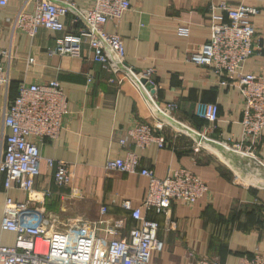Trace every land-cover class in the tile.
<instances>
[{
    "label": "crops",
    "instance_id": "crops-1",
    "mask_svg": "<svg viewBox=\"0 0 264 264\" xmlns=\"http://www.w3.org/2000/svg\"><path fill=\"white\" fill-rule=\"evenodd\" d=\"M55 1L71 2L79 9L93 4V0ZM129 1L131 9L107 29L122 37L125 62L136 73L105 69L92 59L88 43L81 57L52 54L62 32L40 28L32 36L17 29V13L34 11L35 0H10L0 7V51L6 52L1 62L11 77L8 86L0 87V136L9 132L3 127L5 108L21 83L58 80L69 95L70 110L57 139L34 138L44 160L33 191L24 194L14 189L11 194L19 201L30 199L33 207H41L49 220L59 223L79 217L98 219L105 206L108 218H127L128 229L133 222L124 205L142 204L149 179L107 165L110 159L135 151L142 166L160 178L172 169L185 168L208 185L196 203L177 201L167 214L149 215L160 223L159 236L166 245L186 257L178 264H198L188 258L189 251L222 264H240L255 256L264 259V129L258 139L244 141V150L237 149L235 144L243 139L240 89L221 86L207 66L190 59L210 40L214 17L226 15L221 5H248L259 12L251 17L256 49L244 72L264 77V0ZM76 16L62 17L67 32L77 33L82 25ZM148 69L154 70V85L139 77ZM199 102L218 105V122L197 116ZM169 103L177 108L169 110ZM139 123H163L157 132L165 137V147L156 143L136 147L127 131ZM49 157L68 163L73 174L70 185L55 183L45 160ZM5 199L1 178L0 241L14 245L15 233L1 229Z\"/></svg>",
    "mask_w": 264,
    "mask_h": 264
},
{
    "label": "built area",
    "instance_id": "built-area-1",
    "mask_svg": "<svg viewBox=\"0 0 264 264\" xmlns=\"http://www.w3.org/2000/svg\"><path fill=\"white\" fill-rule=\"evenodd\" d=\"M9 3L10 0H0V7ZM131 7L129 0H93L88 9H79L71 2L35 0L34 11L20 10L14 26L32 36L40 28L62 32L52 54L81 57L84 43H88L92 59L105 69L136 73L125 62L122 37L107 29L109 23L119 20ZM221 8L226 15L214 17L210 40L190 59L207 66L221 86L234 85L240 89L244 97L243 139L235 146L244 150V141L258 139L264 129V77L244 72L245 62L256 49L251 17L259 10L248 5L230 8L223 4ZM69 13L79 15L76 21L82 19L77 33L66 31L62 17ZM5 54L0 51V87L11 81L1 62ZM153 74L154 70L148 69L138 76L154 85ZM176 108V104H168L169 110ZM69 113V95L58 80L21 83L17 96L5 108L3 127L9 132L0 136V179L6 193L1 229L15 233V242L6 245L0 241V264H151L153 256L164 250L165 242L159 236L160 223L150 213L167 214L177 201L194 204L208 191L206 182L192 171L172 169L165 178H160L153 169L142 166L135 151H129L125 158L110 159L107 165L110 169L138 173L149 179L142 204L136 208L128 202L124 205L133 222L128 229L127 218H108L105 206L98 219L79 217L59 223L57 219L49 220L41 207H33L30 199L19 201L11 194L14 189L24 194L33 191L44 160L34 138L57 139ZM196 114L214 124L219 120V107L199 102ZM163 126V123L155 126L139 123L127 133L140 149L154 143L163 148L166 139L157 132ZM121 142L124 144L125 140ZM45 160L58 186L71 184L73 174L68 163L52 157ZM188 257L198 264H222L210 256H196L194 251H189ZM240 264H264V259L255 256Z\"/></svg>",
    "mask_w": 264,
    "mask_h": 264
},
{
    "label": "rangeland",
    "instance_id": "rangeland-1",
    "mask_svg": "<svg viewBox=\"0 0 264 264\" xmlns=\"http://www.w3.org/2000/svg\"><path fill=\"white\" fill-rule=\"evenodd\" d=\"M168 241L169 240H167V243ZM174 251L175 250H172L169 244L166 245L165 243L164 250L156 253L153 256L151 264H178L180 261L182 262V260L186 258L184 257V255L176 254ZM190 259H193L196 262V259L194 258H190Z\"/></svg>",
    "mask_w": 264,
    "mask_h": 264
},
{
    "label": "water",
    "instance_id": "water-1",
    "mask_svg": "<svg viewBox=\"0 0 264 264\" xmlns=\"http://www.w3.org/2000/svg\"><path fill=\"white\" fill-rule=\"evenodd\" d=\"M143 81H144V82H147V79H143ZM149 86H150V87H152L153 85H152V84H150Z\"/></svg>",
    "mask_w": 264,
    "mask_h": 264
},
{
    "label": "trees",
    "instance_id": "trees-1",
    "mask_svg": "<svg viewBox=\"0 0 264 264\" xmlns=\"http://www.w3.org/2000/svg\"><path fill=\"white\" fill-rule=\"evenodd\" d=\"M201 119V118H200ZM203 120V119H202ZM205 121V120H204Z\"/></svg>",
    "mask_w": 264,
    "mask_h": 264
}]
</instances>
